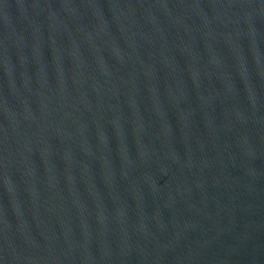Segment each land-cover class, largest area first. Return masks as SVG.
I'll return each instance as SVG.
<instances>
[{
    "label": "water",
    "instance_id": "obj_1",
    "mask_svg": "<svg viewBox=\"0 0 264 264\" xmlns=\"http://www.w3.org/2000/svg\"><path fill=\"white\" fill-rule=\"evenodd\" d=\"M0 264H264V0H0Z\"/></svg>",
    "mask_w": 264,
    "mask_h": 264
}]
</instances>
